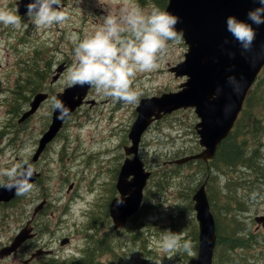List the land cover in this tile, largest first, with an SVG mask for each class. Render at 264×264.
<instances>
[{"label":"rangeland","instance_id":"374dc122","mask_svg":"<svg viewBox=\"0 0 264 264\" xmlns=\"http://www.w3.org/2000/svg\"><path fill=\"white\" fill-rule=\"evenodd\" d=\"M16 2L0 0V8L21 17L20 29L0 24V170L27 160L40 177L33 183V191L20 196L18 202L0 205V250L11 244L44 198L47 204L34 222L37 236L24 244L19 257L0 258V264H22L41 248L54 253L37 258L34 264H193L192 259L196 264L198 240L192 234L199 239V224L192 196L208 177L212 178L208 194L220 201L218 217L223 223L227 214L222 208L231 205L228 214L231 218L236 213L237 234L244 235L247 245L229 254L225 251L222 264H264V227L256 221L258 215H264V179L240 166L226 173V166L220 164L208 170L198 164L173 162L202 148L195 127L200 117L194 108L166 113L144 132L140 157L152 172L145 206L121 228L114 227L109 209L119 195L118 175L127 157L125 145L131 143L129 132L137 118L138 103L105 98L91 87L88 100L67 118L39 160L33 161L52 122L51 98L68 86L66 69L73 64V35L83 39L93 34L108 13L119 17L126 0H63L69 19L40 31L19 13ZM127 4L145 12L153 6L163 11L166 7L153 0L143 4L127 0ZM187 48L184 38L179 43L169 42L159 67L137 74L133 87L140 99L179 89L186 76H176L170 68L184 59ZM32 60L43 70L49 67L48 75L38 80L33 92L25 89L31 98L23 103V111L16 113L20 100L15 99L14 90L18 81L28 83L35 78L29 71ZM60 65L64 68L53 81ZM38 92H47L49 97L32 116L21 119ZM262 162L264 165V144ZM5 180L0 176V181ZM190 187L195 190L189 199ZM231 222L233 226V219ZM169 231L180 238L181 247L166 252L161 245ZM66 238L70 241L62 244ZM185 241L191 242L190 252L182 247Z\"/></svg>","mask_w":264,"mask_h":264},{"label":"water","instance_id":"95a60500","mask_svg":"<svg viewBox=\"0 0 264 264\" xmlns=\"http://www.w3.org/2000/svg\"><path fill=\"white\" fill-rule=\"evenodd\" d=\"M27 2L28 0H17L19 13H26ZM258 6L255 0H168L164 11L180 19L176 27L177 30H183V38L188 45L184 59L170 69L176 76L187 78L177 90L143 96L139 100L136 107L137 118L129 132L131 143L125 145L127 157L118 175L116 187L119 196L115 197L110 205V215L115 228L123 227L129 217L136 214L143 204L145 189L152 172L146 169L140 157V144L144 132L155 120L176 109L194 107L200 117L195 127L200 136L202 149L173 162L182 165L192 160L208 162L216 156L219 144L233 129L245 99L264 66V58H260L264 50V25H253L256 38L252 52L242 55L240 44L226 31V19L234 16L250 23L247 21V13ZM230 53L235 54L234 58ZM63 68V65L58 67L53 81L60 76ZM229 76H235L240 81L239 93L228 83ZM90 88L87 85L84 87L68 85L57 93L56 99L62 101L69 109V115L59 119V113L54 109L52 122L40 139L33 161L39 160L46 145L57 136L71 113L88 100ZM217 89L222 91L217 94ZM48 95L47 92L35 94L30 102V108L25 110L21 119L32 115ZM39 177L40 173L36 171L32 183ZM124 197V204L117 207V198ZM15 198L14 190L10 192L0 189V204L8 203ZM193 200L199 224L196 264H214L217 225L206 183L195 191ZM46 204L47 199L44 198L35 207L32 217L11 244L0 250V258L10 256L17 258L24 244L36 237L37 232L33 223ZM256 221L264 227V215H258ZM69 241L68 238L63 239L62 244ZM52 253L53 250L37 249L22 263L30 264L33 260Z\"/></svg>","mask_w":264,"mask_h":264},{"label":"clouds","instance_id":"9594fccd","mask_svg":"<svg viewBox=\"0 0 264 264\" xmlns=\"http://www.w3.org/2000/svg\"><path fill=\"white\" fill-rule=\"evenodd\" d=\"M259 6L247 13V21L234 16L226 19V31L240 44L242 55L252 52L256 38L253 25H264V0H255ZM25 15L32 20L36 31L62 25L69 16L63 0H28ZM180 19L158 7L153 6L145 12L138 6L125 2L119 17L108 13L103 25L91 35L80 39L73 35V64L66 69V82L69 86L85 85L92 87L98 94L128 105L139 103L140 93L133 87L138 73H150L159 67V61L169 48V42L179 43L183 30H177ZM0 24L21 28V17L12 11L0 8ZM227 43V41H225ZM234 58V53H230ZM264 58V50L260 54ZM228 83L239 93L241 85L235 76L228 77ZM222 89H217V94ZM52 107L59 113L58 118L69 115V109L55 97L51 98ZM36 169L27 160L0 170V189L15 191L16 196H26L34 189L32 177ZM125 202L117 198L116 206ZM166 252L181 247L180 238L169 231L161 245ZM184 250L190 252L191 242L185 241Z\"/></svg>","mask_w":264,"mask_h":264},{"label":"trees","instance_id":"16d2710c","mask_svg":"<svg viewBox=\"0 0 264 264\" xmlns=\"http://www.w3.org/2000/svg\"><path fill=\"white\" fill-rule=\"evenodd\" d=\"M145 1V0H143ZM155 3L165 6L167 0H153ZM29 71H33L34 79L30 82H20L18 81L17 87L14 90L16 93L15 99L20 102L16 105L15 112L21 113L23 103L31 98L29 92H25V89L32 91L38 83V80H42L48 75L49 67L46 70L41 69L40 66H36L32 60V65ZM29 80V78H28ZM20 82V84H19ZM29 86L28 88H26ZM22 100V101H21ZM264 136V69L260 73L256 83L252 87L249 95L247 96L244 108L235 124L234 129L230 134L219 144L217 154L214 159L205 162L203 160H193L190 164H198L204 168L210 170L216 164L226 166L227 170L236 168H244L246 171L257 175L258 179H264V165L262 162V145ZM245 174V173H243ZM167 178V177H166ZM207 179V186L211 185V177ZM195 188L190 187V192L188 198L190 199L191 194L194 192ZM193 197V196H192ZM20 196L9 203H3V206H10V204L18 202ZM212 210L215 214L216 224H217V250L215 254L214 264H222L224 261L223 257H226L225 251L229 254L231 251L235 250L239 246H247L245 242L244 235H238L240 232L236 230L238 225V219L236 213L231 215L228 214L231 205L224 206L222 209L225 210L227 217L222 223L220 217H218L216 212L217 200L213 194L209 195ZM235 200V199H234ZM233 200V201H234ZM220 202V201H219ZM237 204V203H236ZM145 206V202L143 204ZM142 206V208H143ZM142 208L138 211L136 215H139ZM234 208V207H233ZM221 210V208H219ZM235 210H240V208H234ZM134 215L133 217H135ZM235 222L232 226L231 220ZM232 226V227H231ZM231 228V229H230ZM195 239L198 240V236L194 233L192 234ZM198 245L196 244V248ZM92 259V257H91ZM90 260V259H89ZM193 264L195 260L192 259ZM89 262V261H88ZM34 264V263H33Z\"/></svg>","mask_w":264,"mask_h":264},{"label":"flooded vegetation","instance_id":"af4514ba","mask_svg":"<svg viewBox=\"0 0 264 264\" xmlns=\"http://www.w3.org/2000/svg\"><path fill=\"white\" fill-rule=\"evenodd\" d=\"M135 1L140 2V3H142V4L145 2V1H143V0H140V1H139V0H135ZM166 4H167V3H166ZM164 7H165V6H164ZM205 183L207 184V180L205 181ZM20 250H21V249H20ZM20 250H19V252H20ZM19 255H20V254H18V257H19ZM14 257H15V256H14ZM15 258H16V257H15Z\"/></svg>","mask_w":264,"mask_h":264},{"label":"bare ground","instance_id":"6f19581e","mask_svg":"<svg viewBox=\"0 0 264 264\" xmlns=\"http://www.w3.org/2000/svg\"><path fill=\"white\" fill-rule=\"evenodd\" d=\"M187 156V155H186ZM205 183V182H204ZM208 197H209V194H208ZM209 201H210V199H209ZM210 205H211V202H210ZM211 208H212V206H211ZM217 225V224H216ZM218 238V237H217ZM216 246H217V243H216ZM216 249V248H215Z\"/></svg>","mask_w":264,"mask_h":264}]
</instances>
